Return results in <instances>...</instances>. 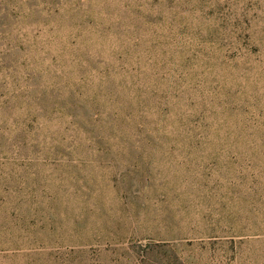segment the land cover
<instances>
[{
	"label": "rangeland",
	"instance_id": "374dc122",
	"mask_svg": "<svg viewBox=\"0 0 264 264\" xmlns=\"http://www.w3.org/2000/svg\"><path fill=\"white\" fill-rule=\"evenodd\" d=\"M0 264H264V0H0Z\"/></svg>",
	"mask_w": 264,
	"mask_h": 264
}]
</instances>
